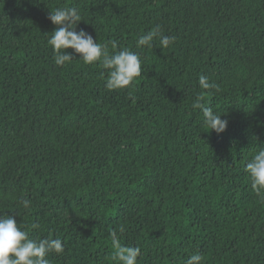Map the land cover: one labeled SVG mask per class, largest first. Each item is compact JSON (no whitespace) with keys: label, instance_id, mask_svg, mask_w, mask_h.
I'll return each mask as SVG.
<instances>
[{"label":"trees","instance_id":"1","mask_svg":"<svg viewBox=\"0 0 264 264\" xmlns=\"http://www.w3.org/2000/svg\"><path fill=\"white\" fill-rule=\"evenodd\" d=\"M70 7L110 54H139L131 86L107 89L102 61L73 49L55 64L48 16ZM157 26L175 43L137 47ZM262 148L264 0H0V218L61 239L50 264H121L113 233L137 264H264V193L245 171Z\"/></svg>","mask_w":264,"mask_h":264},{"label":"clouds","instance_id":"2","mask_svg":"<svg viewBox=\"0 0 264 264\" xmlns=\"http://www.w3.org/2000/svg\"><path fill=\"white\" fill-rule=\"evenodd\" d=\"M48 19L56 25L47 43L54 51V62L57 66H63L73 59L72 53L66 52L73 49L81 55V59L92 64L102 61L103 67L108 69L106 88L109 90L124 89L131 86L135 79L141 75V59L138 53L123 49L110 54L106 45L98 43L93 36L84 29L77 31L81 16L75 7L57 8L50 12ZM159 38L162 49L168 48L175 43V37L160 33L159 26L139 37L137 47L151 46L152 42ZM113 44V48H115ZM199 85L203 89L215 87L206 76L201 75ZM202 97H198L193 104L194 108L200 109L204 117V123L217 134L223 133L228 121L214 112L210 106L201 103ZM245 171L251 179V188L260 195L264 193V148L260 149L247 163ZM23 206H29L28 200L22 201ZM33 227H37L33 225ZM123 231V229H121ZM113 244L116 248L115 256L121 264H137V258L141 249L137 247L123 246L113 233ZM50 252L62 254L64 244L61 239L48 238L39 241L30 238L14 216L0 218V264H50L47 255ZM203 257L200 254L191 255L186 264H202Z\"/></svg>","mask_w":264,"mask_h":264}]
</instances>
